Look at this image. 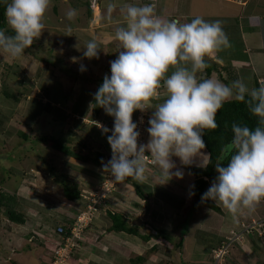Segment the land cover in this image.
<instances>
[{
  "label": "rangeland",
  "instance_id": "1",
  "mask_svg": "<svg viewBox=\"0 0 264 264\" xmlns=\"http://www.w3.org/2000/svg\"><path fill=\"white\" fill-rule=\"evenodd\" d=\"M144 1V4H153L160 17L166 14L167 20L178 19L182 23H187L188 17L181 15L193 5L191 0ZM204 1L202 8L208 9L212 4L208 7L206 5L209 0ZM233 1L238 2L214 0L216 15L204 11L203 19L208 22H223L225 15L243 9L237 3H232ZM80 2L82 0H52L44 19L45 30L33 45L25 50L24 55L20 58H11L6 53H0V72L6 73L4 77L0 73V190L16 194L22 204L20 211L26 216V223L19 225L10 222L5 214L0 215V264H50L54 253L53 247L56 244L52 239L56 234V228L59 225L71 227L81 214L85 200L88 199L86 197L79 201L67 199L64 195L63 180L66 177L68 182H77L84 196L88 195L95 185L100 184L107 173L103 170L102 163L101 165L83 163L52 149L48 143L38 138L41 135L60 137L65 133L81 135L82 140L89 136L88 130L92 123L83 118L88 115L93 101L97 87L95 81L103 79L105 75H111L110 63L118 57L119 51H123L120 42L115 39V31L125 23L117 18V21L113 20L106 26L103 19L110 15L104 8L106 5H99L93 0L90 18L87 6L81 5ZM71 9L77 10V16L70 21L66 17V12ZM211 9L213 10V7ZM245 9L249 10L251 15L257 13L258 16H262L260 23L251 24V20L248 25L244 23L235 39H229V44L233 46L232 54L235 53L236 60L248 61L236 62L233 65L230 61L219 60L216 63L211 59L208 63L212 66L218 65V71L213 78L228 85L233 81L242 80L251 90L256 88L255 70L259 66H264V0H251ZM118 13L123 12L116 11V14ZM8 28L11 29L9 26ZM93 39L99 45V57L88 59L83 56V51L85 44ZM109 40L112 45H108ZM248 41L255 43L259 48H256L255 52L247 51L250 45ZM228 51H231L230 46L223 49L226 54ZM43 57H47L50 62L43 61ZM228 64L236 68V73L233 74L235 78H230L227 70L223 71L222 68ZM82 66L86 70L82 71ZM203 72L199 74V78ZM260 81H264V77ZM106 118L114 120V117L108 114ZM109 135L111 133L103 134L97 140L86 138L91 150L104 153L103 162L106 161L104 163L113 155L107 139ZM75 144H71V147L75 148L78 145ZM198 158L196 157L197 163L201 162V158ZM147 170L151 172L152 169ZM143 189L154 192L151 198L159 208L156 206L151 208L150 203H143V207H147L145 211L149 212L156 224L159 225V222L155 218L159 221L165 219L163 223L166 225L161 226L170 230L166 235L167 239L157 240L155 237L160 238L163 235L158 234L159 231L152 232L157 229L148 223L146 227L148 230L141 228L140 234L144 235L145 231L149 233V230L154 233L152 246L148 245L144 251H139L132 245H127L117 256H113L112 251L108 254L112 256V264H131V259L140 256L145 260L138 264H263L264 238L260 237L256 230L261 231L264 228L260 229L257 228L260 225H254L257 227L253 232H250L249 228L253 222L255 224L264 221V217L261 218L264 216V202H261L254 212L244 210L237 219H233L223 208L224 213L219 214L198 204L194 196L188 194L186 198L183 197L176 187L169 190L147 186ZM182 191L188 192L185 187ZM113 194L108 195L111 201ZM132 198L142 202L143 197L133 190ZM133 202L131 199L130 201L125 199L121 204L105 203L98 216L102 217V223L94 230L92 228L97 217H93L94 222L87 229L90 230L91 239L84 240L89 245L83 250L86 264L96 261L97 252L91 251V243L100 249L99 241L102 237L99 236H103L107 230L110 231L111 220L106 211L111 210L130 217L129 220L132 221L129 224L132 226L137 224L136 218L146 217L144 213L136 212ZM119 234L126 235L122 232ZM85 235L86 233L83 234V238ZM97 239L98 242H94ZM182 239L184 243L181 249L177 244ZM142 240L139 241L143 244H151ZM222 247L226 248V252H219ZM79 248L80 243L67 264L75 259L72 257ZM100 258L103 259V256L100 255Z\"/></svg>",
  "mask_w": 264,
  "mask_h": 264
},
{
  "label": "clouds",
  "instance_id": "2",
  "mask_svg": "<svg viewBox=\"0 0 264 264\" xmlns=\"http://www.w3.org/2000/svg\"><path fill=\"white\" fill-rule=\"evenodd\" d=\"M5 3L4 15L13 34L0 28V53L20 58L45 30L44 19L52 0H5ZM76 16V9L66 12L70 21ZM124 16L125 24L115 31V39L123 51L111 61V75H105L94 94L95 104L114 117L111 130L101 126L103 134L111 131L107 139L113 155L107 163L102 162L107 173L100 182L110 174L118 185L128 178L142 183L148 171L146 153L154 163L150 169L155 165L160 169V185L173 176L183 179V172L172 158L178 157L183 165H190L194 157L207 156L203 137L207 130L218 128L216 116L224 104L235 100L246 104L248 111L258 118L257 124L254 128L240 122L231 124L232 137L220 146L216 157L218 175L201 201H214L233 219L244 210L254 212L264 202V81L249 90L242 80L228 85L215 78H198V73L208 67L206 58L229 46L219 21L208 22L199 16L187 23L166 20L157 15L153 4H129ZM99 52L93 39L85 44L83 56L98 58ZM81 70L86 69L82 66ZM162 87L167 96L153 106L152 101L158 98ZM148 109H154L150 110L146 127L150 140L146 145L138 144V112L135 122L133 114ZM189 195L195 193L190 191ZM85 201L82 211L88 205Z\"/></svg>",
  "mask_w": 264,
  "mask_h": 264
},
{
  "label": "crops",
  "instance_id": "3",
  "mask_svg": "<svg viewBox=\"0 0 264 264\" xmlns=\"http://www.w3.org/2000/svg\"><path fill=\"white\" fill-rule=\"evenodd\" d=\"M96 1L99 5H103V6L106 5L104 8H106L107 11L110 12V15H108V17L107 16L104 17V19H103L105 21L106 26L110 25L111 22H113V20L117 21V18H119L120 20H122V22L125 23L124 9L126 8V4L127 5L135 4L137 6H140V5L144 4V2H145L144 0H130L127 2L125 0H96ZM223 1H226V0H223ZM204 2H205L204 0H191V5L193 4L192 7L187 12L182 14L181 16L188 17L187 22H190L193 18H195L197 16L205 18L203 16L204 11L206 13L212 12L213 16L216 15L217 11L215 8L216 6H215L214 0H209L208 5H206V6L209 7L211 4L212 5L208 9L204 8L205 10L202 8V4H204ZM227 2H231V1H227ZM250 2H251V0H241L240 2H239V0H238V2L233 1L232 3H237L238 5L242 6L243 9L237 10L236 13L234 12L230 15H225L224 18L222 19L223 22L219 21L221 23L222 28H223L224 32L226 33L228 39H230V38H232V40L235 39L236 34H239L241 32V29L243 28L244 23H246L248 25L250 20H251V24H254V23L259 24L260 23L262 16H258L257 13H252V15H251V14H249V10L245 9L249 6ZM213 4H214V6H213ZM211 7H213V10L211 9ZM121 10H123V11H121ZM116 11L117 12H123V13L122 14H120V13L116 14ZM112 15H114V16H112ZM162 18L166 19V14H163ZM236 24H237V26H236ZM235 26L237 28H235ZM107 43H108V45H112L110 40L107 41ZM248 43L250 45L247 47V49H246L247 51L255 52L256 51L255 49L259 48L253 42L251 43L250 41H248ZM229 46L231 47V51L230 52L228 51L227 54L225 52H223V49L225 48V47H223L221 50L217 51L213 57L206 59V61L209 62V61H211V59L213 60V62L215 61L216 63H218L219 60L222 62H226V61L229 62L230 61V63H232L233 65H235L236 62L237 63H246L248 61V60H246L244 62H241L239 60H236V58L234 56L235 53L232 54V52H233L232 47L233 46L230 44H229ZM251 48L254 50H252ZM107 55H109V53ZM253 63H255V62H253ZM232 64L231 65L228 64L226 66L231 67V70L235 71V73H236V68ZM215 65H216V67L218 66L217 64H215ZM262 66H259L258 69H256L257 71L255 70V74H254L255 77H258L259 79L261 78L260 80H263V77H264V66L263 67ZM216 71H214L211 78H213L215 76V74L217 73ZM223 71H225V70L223 69ZM199 74L200 73H198V78H199ZM166 96H167L166 90L162 87L159 90L158 98H156L152 101L153 106H155L158 103H162L163 100L166 98ZM150 110H151V112L154 111V109H150ZM106 114L107 113L103 109L101 112V115L96 120H93V119L87 120V118H85V117L83 118L86 121L90 120L89 122L92 123V127L89 128L88 133L94 134V135H91L94 140H97L98 138H101L103 136V133H101L102 132L101 126H103L104 128H108V129H112L114 126V120L113 119L108 120L106 118ZM136 117H137V111L133 114V121L134 122L136 121ZM149 127H150V125H149ZM108 134H110V132H108ZM149 140H150V135L148 132H146V144L149 142ZM205 150H203V151L208 154V151L206 148H205ZM199 158H201V162H199V163L196 162V157H194L192 160V163L190 165H183L178 157H173L172 159H173V162L176 164L177 169H179L183 172V179L176 178L175 176H173V178L170 181H168L167 183H165L163 185H160L162 183L161 173H160V169L156 165L151 170V172L146 171L145 179L142 183L137 182L136 180H134L132 178H128L124 182L119 183L117 190L111 196V197H113V200L111 201L109 198L107 203H112V202L117 203L118 202L119 204H121L125 201V199L128 201H130V199L133 200L134 201L133 207L136 208L135 209L136 212L137 213L139 212L140 214L144 213V216H146L144 218H142V217L136 218L135 222L137 224H134V226H137L138 231L140 232L141 228L142 229L144 228V230H145L148 223H150L153 225L154 229H157V230L152 229V230H154L152 232L158 233L157 232V231H159L158 228L160 229L161 225H166V223H163V222H165V219H162L161 221H159L158 218H155L156 221L159 222V225H158V224H156V222L154 220L151 219L149 212L145 211V208H147V207H143V203H150L151 208L153 206H156L157 208H159L155 204V201L153 198H151L149 196L148 197L145 196L146 198L143 197L142 202L137 201L134 198H132V191L135 190V188L133 186L134 183H136L138 186H140L142 188V190L146 193V195H148L150 193L152 195V197L154 196V192H150L149 189H148V191L147 190L145 191L143 188L146 189L147 186L149 188H152V186H153V189L161 187L163 189L167 188L170 190V189H173L174 187H176V189L180 190V192H179L180 195H182L183 197L186 198V196L190 193V189H191L192 185L195 182V177H194L193 173L189 170V167L190 166H201V164H205V163L207 164L208 160H209V154L207 156H200ZM104 162H106V161H104ZM177 169H173V172H175ZM173 185H174V187H173ZM183 187H185L186 190H188V192L182 191ZM126 204L128 205L129 208H131V206L128 203H126ZM84 208H85V206L83 207V205H82L81 211ZM124 210L126 212H129V210H127V209H124ZM120 212H122V211H120ZM98 213L99 214H96L97 218H96V221L94 222L96 224L93 226V228H92L93 230L98 229L97 227L99 226V224L102 223V220H101L102 217H98V216H100L101 211H99ZM140 214H139V216H141ZM126 217H127L128 223H130L132 220H129L130 217H128V216H126ZM262 217H264V216H261V218ZM138 222L143 223V225H140ZM139 226H142V227H139ZM165 228H167V227H165ZM146 230H148V229H146ZM89 233H90V230H87L85 237L83 238L82 241H80V248L72 257V258L75 257V259L73 261L70 260V262L68 264H86L84 259H83V256H85V252L83 250L85 249V247L86 248L89 247V245H87L84 242L85 238L91 239V236ZM91 233L94 234V232H91ZM145 233H147V232L145 231ZM154 233H151L150 230H149V233H147L148 235H151V238L149 241H145V242H149L151 244H143L141 241H139V240H142L140 236H135V235H130V234H126L127 235L126 236L124 234H119V233L113 232V231L108 232V230L103 236H99L96 233V235H98L99 237H102V239L99 241V243H100L99 247H101V248L99 249V248L95 247L94 244L92 245V243H91V247H92L91 251H96L97 254H95V257H96L95 263H94V261H92V263H90V264H112V262H111L112 256H108V254L112 251H113L112 255L117 256L118 253H121L122 251H124L126 249L127 245H132L133 247H135V250L144 251L146 246H148V245L150 247L152 246V241L155 238L157 240L161 239V238H162V240L167 239L161 235L160 231L158 233L162 236L160 238H158L159 236L155 237ZM52 239H54V238H52ZM225 239H226V237H225ZM55 241L56 240L54 239V243H55ZM90 241L92 242V240H90ZM94 242H98V239H97V241H94ZM106 242H109V243H106ZM212 247H214V246H212ZM135 250L133 249L132 251L134 252ZM53 251H54V249H53ZM115 252H117V253H115ZM100 255L103 256V259L100 258ZM88 258H89V256H88Z\"/></svg>",
  "mask_w": 264,
  "mask_h": 264
},
{
  "label": "trees",
  "instance_id": "4",
  "mask_svg": "<svg viewBox=\"0 0 264 264\" xmlns=\"http://www.w3.org/2000/svg\"><path fill=\"white\" fill-rule=\"evenodd\" d=\"M7 2H10V0H7ZM80 3L81 5L87 6L88 16L91 18L93 0H82V2ZM5 7H6L5 0H0V28L4 29L6 33H9L12 35L13 34L12 29L8 28L6 17L4 15ZM46 59L47 57H43V61L49 63L50 62L49 59L47 60ZM222 69H224L225 71L226 70L228 71V73L230 74V78H235L233 76V74H235V71H232L231 67L225 66ZM216 70L218 71L216 66H212L208 64V67L204 70L203 72L204 74H202L200 78L201 79L211 78L214 71ZM0 73L2 77L6 75V73L4 72H0ZM222 75L223 74H221V76ZM103 80L104 78L103 79L100 78L98 79V81H95L97 82V87L95 89L94 94L96 93L98 88L102 85ZM89 81L93 82L92 79H89ZM260 82L261 81L258 77L254 78V84L256 88L259 87ZM102 110H103L102 107H98L97 104H95V100L93 97V101L91 103L89 113L85 117L88 119H90L89 117H91V119L96 120L101 115ZM257 120L258 118L253 116L248 111V108L245 103L232 100L230 102L225 103L223 108L217 113L216 122L218 124V128L216 130L206 131V134L204 135L203 138L205 140L206 149L209 154V160L207 163V167H202V166H190L189 167V170L195 176V182L192 185L190 191L195 193V195L193 196L198 200L199 202L198 204H200L204 208H208L219 214L224 213L222 207L216 205L214 201L209 199L207 201L202 202L201 196L203 195V193H205L208 190L210 184L215 180L216 176L218 175V173L215 170L216 157L220 153V146L223 143H227L228 141H230L232 137L231 124L233 122H240L243 124H247L251 128H254L257 124ZM85 134L87 135V133ZM88 135L89 136L87 137L89 138L91 137L93 139V137L90 134ZM81 137H82L81 135H76L74 133L73 134L65 133V134H62L60 137H55L51 135H41L38 138L40 141L48 143L49 146L52 147V149L62 154L68 155L78 161H81L83 163L92 162L95 165H101V163L103 162V159L105 158L104 153L100 151L94 152L93 150H91L90 145L86 143L87 137L84 140H82ZM72 140H74V142ZM73 143H76L75 145L77 144L78 145L75 148H73L71 147V144ZM225 163H227V161H225ZM66 180L67 178L65 177V180H63L62 182L65 197L69 199L70 201L81 200L83 196L81 193V187L75 181L68 182ZM134 188H135V191L141 197H145V196L152 197L150 193L146 195V193L142 190V188L138 186L136 183H134ZM21 205L22 204L17 199L16 194L0 190V215L3 213L7 216L10 222L14 224L24 225L26 223V216L24 215V213L20 211ZM102 207L103 206H101L99 209H102ZM107 214L111 220V226L109 228L110 231L117 232V233L122 232V233L130 234V235L140 236L145 241L150 240L151 235H148L147 233H145L144 235H141L140 232L138 231V227L130 225L127 221V218L123 214L118 213V212H112L111 210L107 211ZM59 227H63L64 231L69 230V226L59 225L56 228V234H54L55 236L53 237L56 240L55 243H57L60 239V236L57 234L58 233L57 229ZM158 230L165 238H167L166 235L170 231L169 229L163 228L162 226H160V229L158 228ZM259 231L260 230H256V233H258L260 237L264 238V234L260 235ZM183 243H184V239H182L180 243L177 244L178 247L182 249ZM144 260L145 258L140 256V257H137L136 259H131L130 261H131V264H138V263L143 262Z\"/></svg>",
  "mask_w": 264,
  "mask_h": 264
},
{
  "label": "built area",
  "instance_id": "5",
  "mask_svg": "<svg viewBox=\"0 0 264 264\" xmlns=\"http://www.w3.org/2000/svg\"><path fill=\"white\" fill-rule=\"evenodd\" d=\"M151 114L150 110H146L144 112L139 111L138 112V118L136 123L138 124V131L140 132V137L138 140V144H145L146 145V127H147V121L150 119ZM142 120V122H141ZM111 130V129H110ZM111 133V131H109ZM147 154L146 159V169L151 168L154 163L152 162L151 156ZM114 177H112L110 174L107 175L106 179L93 191H91L88 195H84L83 197H86L88 201V205L84 211L81 212L80 215H78L76 221L73 223L71 227H69V232L64 231L63 227H59L57 229L58 235L60 236L59 241L55 244L54 247V253L53 257L51 259L50 264H67L68 259L72 255L74 249L78 245L79 241L82 240L83 234L86 230V228L92 223L93 217L98 212L99 206L106 202V199L108 198V195L113 193L118 183H113ZM254 225H260V227L254 226ZM264 228V221L262 223L256 222L252 224V227L249 228V231L253 232V230H256L255 228ZM263 230L259 231L260 235L263 234ZM249 232V233H250ZM229 248V247H228ZM227 248V250H228ZM222 251L226 252V248L222 247L219 252L222 253Z\"/></svg>",
  "mask_w": 264,
  "mask_h": 264
}]
</instances>
